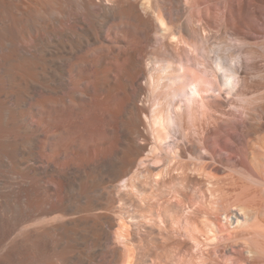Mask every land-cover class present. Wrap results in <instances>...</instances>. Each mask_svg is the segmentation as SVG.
Masks as SVG:
<instances>
[{
  "label": "bare ground",
  "instance_id": "bare-ground-1",
  "mask_svg": "<svg viewBox=\"0 0 264 264\" xmlns=\"http://www.w3.org/2000/svg\"><path fill=\"white\" fill-rule=\"evenodd\" d=\"M261 46L264 0H0V264L264 258Z\"/></svg>",
  "mask_w": 264,
  "mask_h": 264
},
{
  "label": "rangeland",
  "instance_id": "rangeland-1",
  "mask_svg": "<svg viewBox=\"0 0 264 264\" xmlns=\"http://www.w3.org/2000/svg\"><path fill=\"white\" fill-rule=\"evenodd\" d=\"M258 50H260V52L262 54H264V48L262 46ZM259 68L261 69L260 70L261 74L260 73L258 74V75H260L259 77H257L258 75H257L256 71L255 72L252 71V72H254L253 74H256L254 77L250 76V78L251 77L253 78V79L252 78L250 79V83H252V81H253L252 86L254 87V88L252 87V89L254 91L251 90L252 94H251V98H250V103L252 105L251 107H253V108L250 107V111L249 112L251 114L248 115L249 118L247 117V119L250 120V121H253L254 119H256V117L258 115V109H257L258 106H264V64H262V65L260 64ZM220 76L222 77L223 75L221 74ZM253 93H254V95H253ZM234 118H235L236 121H238V118H239V120H243L242 119L243 117H241L240 113H238L237 116L236 115L235 116L234 115L231 116L230 117L231 121H235ZM230 130L231 131H229V133H230L229 134V138L231 140H232V138L236 137L235 139L239 138V140L237 139L238 141L241 140L240 142H243V143L246 142L247 136L246 135L242 136L243 131L237 132L238 130L234 129L236 131L235 132L233 129H230ZM176 132L177 133H174V134H176L178 136L179 133L177 131V128H176ZM240 135H241V137H240ZM261 137L263 139L264 138V134L261 135ZM242 138H244V139H242ZM259 139H261V138H259ZM253 153L254 152L252 150V153L250 154V156H253L252 155ZM237 154L238 155H236L234 157V158H236V163H238L240 165L242 162L247 161L242 154H239V153H237ZM254 155H256V154L254 153ZM241 156L243 157L244 161H242ZM245 163L248 164V162H245ZM241 165H243V163ZM242 170L243 171L238 170L237 172L236 171H229L228 173L223 174V175H225L224 177H223V175L221 177H219V181H220V183H222L221 187H223L222 189L225 192L224 194H226V196L224 197L225 201L226 200L229 201V202L226 201L225 203H227L228 206H232V204L233 205L237 204L238 201L242 200L243 203H246V204L250 205L251 207H254L253 209L258 210L261 207L260 205H264V181H261V179L263 180V178L258 176L257 174L256 175L254 174L253 175L254 177H253L251 175V173H249V171L247 172L246 168H245V170L244 169H242ZM256 176L258 178H256ZM259 177H260V179H259ZM196 181L197 180L195 179L193 182L195 183ZM198 187H200V186H198ZM242 201L239 202V203H242ZM245 201H247V202H245ZM242 219H243V217H242L241 213L237 212V215L234 214L232 216L231 220H230L231 223H232V229H230V231H232V233H230V231H229L226 234L229 237H231V238L233 236L234 237L230 241L228 240V241L224 242V246L227 245L229 249L233 248L237 244H238L237 246L239 247V244H242L244 239L247 238V235L249 236V232L250 231L246 232L247 231L246 228H237L238 220L241 221ZM226 228H228V227H226ZM238 247H236V248H238ZM242 257H244V256H242ZM242 257H240V258L242 260L244 259V262H245V257L244 258H242ZM254 264H264V258L257 259Z\"/></svg>",
  "mask_w": 264,
  "mask_h": 264
}]
</instances>
